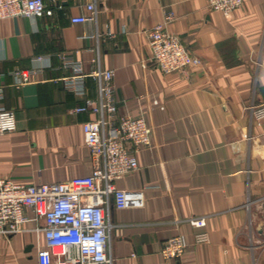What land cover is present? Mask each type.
<instances>
[{"label": "crops", "instance_id": "crops-1", "mask_svg": "<svg viewBox=\"0 0 264 264\" xmlns=\"http://www.w3.org/2000/svg\"><path fill=\"white\" fill-rule=\"evenodd\" d=\"M43 1L42 15L0 19V108L16 123L0 134V178L89 175L82 124L95 115L73 109L97 100L89 73L112 69L117 115L145 114L152 136L138 169L115 182L142 191L144 205L115 209L110 201L111 264H264V121L257 125L249 110L264 103V0H244L228 17L206 0ZM90 2L95 20L72 23ZM169 11L166 29L200 59L184 73L163 74L150 61L147 31ZM62 54L81 63L82 94L67 89L73 72ZM30 69L39 71L17 85L12 71ZM24 213L22 232L0 236V264H38L43 221ZM193 217L206 226L192 227ZM177 234L184 254L161 259Z\"/></svg>", "mask_w": 264, "mask_h": 264}, {"label": "built area", "instance_id": "built-area-1", "mask_svg": "<svg viewBox=\"0 0 264 264\" xmlns=\"http://www.w3.org/2000/svg\"><path fill=\"white\" fill-rule=\"evenodd\" d=\"M208 8L224 17L243 5L244 0H206ZM87 15L71 18L72 23L95 20L93 2L86 5ZM45 12L43 0H0V19L33 17ZM174 18L166 12L164 21L147 31L150 61L163 74L184 73L200 64L191 55L179 37L166 29ZM63 68L71 69L67 89L82 94L79 82L81 63L68 55H58ZM42 57H37L40 60ZM39 69L14 70L16 84H24ZM96 81L97 100L84 99L73 109L74 113H92L94 119L82 124L84 145L91 159V172L53 183H18L0 178V236L22 232L29 209L35 220H42L40 230L44 247L37 249L38 264H111L109 233L111 229L109 206L115 209L141 208L144 205L140 190L118 189L115 182L138 169L137 153L151 148L152 129L146 115H117L112 69H96L88 75ZM80 85V86H79ZM78 86V87H75ZM157 105V101H152ZM257 125L264 121V103L249 106ZM16 129L12 110L0 108V134ZM194 228L206 226L204 217L189 218ZM204 237V235H202ZM187 243L182 234L168 237L160 251L165 261L179 259Z\"/></svg>", "mask_w": 264, "mask_h": 264}]
</instances>
